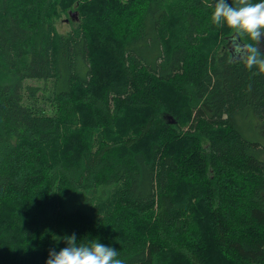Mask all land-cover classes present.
Masks as SVG:
<instances>
[{"label":"trees","instance_id":"16d2710c","mask_svg":"<svg viewBox=\"0 0 264 264\" xmlns=\"http://www.w3.org/2000/svg\"><path fill=\"white\" fill-rule=\"evenodd\" d=\"M213 4L0 0V264L73 233L125 264H264V162L237 123L264 125V72Z\"/></svg>","mask_w":264,"mask_h":264},{"label":"clouds","instance_id":"9594fccd","mask_svg":"<svg viewBox=\"0 0 264 264\" xmlns=\"http://www.w3.org/2000/svg\"><path fill=\"white\" fill-rule=\"evenodd\" d=\"M212 23L232 30L233 59L242 62L248 70L264 72V52L258 46L264 42V0H214ZM247 38L251 43H241ZM256 72H253L255 75ZM60 237H55L59 241ZM66 247L59 252L55 248L48 253L45 264H125L118 258L119 252L97 240L78 243L76 234L63 237Z\"/></svg>","mask_w":264,"mask_h":264},{"label":"rangeland","instance_id":"374dc122","mask_svg":"<svg viewBox=\"0 0 264 264\" xmlns=\"http://www.w3.org/2000/svg\"><path fill=\"white\" fill-rule=\"evenodd\" d=\"M76 20H77V16L75 14L74 15L72 14L71 16L62 15L61 18L56 21L55 27L60 34H65L69 32L71 28L75 25ZM260 47L261 50H264V43H261ZM231 49H232L231 52H233L232 47ZM27 84L32 86L36 85L34 81H28ZM237 123L239 124L238 126L239 131H242V133L247 139L251 141H255L260 145L256 155L262 162H264V125L260 124L258 127H255L254 124L256 122H254L253 119L251 118H245L243 120L238 118Z\"/></svg>","mask_w":264,"mask_h":264},{"label":"water","instance_id":"95a60500","mask_svg":"<svg viewBox=\"0 0 264 264\" xmlns=\"http://www.w3.org/2000/svg\"><path fill=\"white\" fill-rule=\"evenodd\" d=\"M74 15V14H73ZM168 120H169V124H172V123H174L173 121H172V119H170V118H168Z\"/></svg>","mask_w":264,"mask_h":264}]
</instances>
